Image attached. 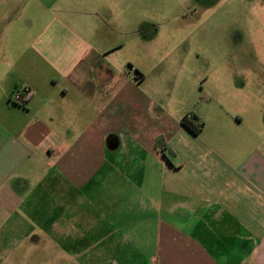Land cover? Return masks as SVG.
<instances>
[{
  "label": "crops",
  "instance_id": "crops-1",
  "mask_svg": "<svg viewBox=\"0 0 264 264\" xmlns=\"http://www.w3.org/2000/svg\"><path fill=\"white\" fill-rule=\"evenodd\" d=\"M138 7L0 0V246L53 239L50 264H264V158L233 164L201 117L194 136L143 89L125 52L149 43Z\"/></svg>",
  "mask_w": 264,
  "mask_h": 264
},
{
  "label": "rangeland",
  "instance_id": "rangeland-1",
  "mask_svg": "<svg viewBox=\"0 0 264 264\" xmlns=\"http://www.w3.org/2000/svg\"><path fill=\"white\" fill-rule=\"evenodd\" d=\"M136 1L139 35L149 43L125 52L146 74L143 89L175 118L201 117L204 137L233 164L250 153L264 158V0ZM87 208L78 211L94 217ZM10 240L0 246V264H50L56 249L43 237L35 245Z\"/></svg>",
  "mask_w": 264,
  "mask_h": 264
},
{
  "label": "trees",
  "instance_id": "trees-1",
  "mask_svg": "<svg viewBox=\"0 0 264 264\" xmlns=\"http://www.w3.org/2000/svg\"><path fill=\"white\" fill-rule=\"evenodd\" d=\"M181 125L194 136H198L203 131L204 128L203 121L199 117L193 114H188L185 117H183L181 120ZM161 148L163 152L167 150L168 155H171L172 153L171 150H169V148L165 144L161 145ZM168 155L167 153H164V156L169 160Z\"/></svg>",
  "mask_w": 264,
  "mask_h": 264
},
{
  "label": "built area",
  "instance_id": "built-area-1",
  "mask_svg": "<svg viewBox=\"0 0 264 264\" xmlns=\"http://www.w3.org/2000/svg\"><path fill=\"white\" fill-rule=\"evenodd\" d=\"M11 102H13V103H19V102H21V97H20V93L19 92L16 91V92H14L12 94Z\"/></svg>",
  "mask_w": 264,
  "mask_h": 264
}]
</instances>
